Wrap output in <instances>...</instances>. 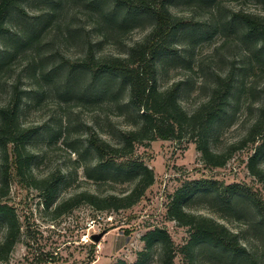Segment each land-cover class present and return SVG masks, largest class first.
I'll use <instances>...</instances> for the list:
<instances>
[{
  "label": "trees",
  "instance_id": "16d2710c",
  "mask_svg": "<svg viewBox=\"0 0 264 264\" xmlns=\"http://www.w3.org/2000/svg\"><path fill=\"white\" fill-rule=\"evenodd\" d=\"M31 1L0 0V87L6 77L10 81L8 99L0 102V219L6 224V235L0 241V264L9 259L21 234L14 207L7 202L14 177L25 181L26 186L39 188L44 193L46 207L57 215L83 204L97 211L129 209L141 201L155 182L154 170L132 158L136 145L141 142L149 144L157 139L175 140L189 132L190 139L201 152L202 161L212 168L225 166L234 150L244 148L248 143L256 144L247 165L264 189V167L260 163L264 156V88L258 115L247 134L229 149L219 152L211 145L219 121L225 116L233 99L246 89L250 90L236 68H231L226 74H216L211 94L192 111H187L179 98L184 80L175 81L165 88L158 83V75L162 70L159 62L164 61L161 56L176 52L172 47L174 37L191 25V20L172 13L170 6L177 0H69L75 5L82 4L87 20L95 29L85 32V55L71 58L57 50L56 57L59 56V60L51 62L54 56L51 54L49 66L46 65L49 58L41 57L49 28L56 29L63 41L73 35L69 25L64 32L58 23V13H63L68 0H37L49 6H45L40 14L31 16L30 21L21 19L22 27L12 30V26L17 25L18 17L27 15L26 9ZM147 19L153 21V26L144 38L134 41L121 52H99L98 46L102 40L93 31L102 33L106 41L117 42L122 35L141 26ZM226 25L233 29L241 28L243 37L253 45L240 66L264 73V13L241 9L231 15ZM83 28H76V31L81 34ZM5 36L9 39L6 40ZM23 53L26 55L23 56ZM18 56L27 61L25 67L29 74L22 72L13 79L12 72ZM64 69L66 73L55 79ZM82 73L87 77L83 78ZM48 77L51 80L40 83ZM88 77L89 85L84 86ZM27 78H35L44 93L47 84L53 83L54 79L58 98L96 105L104 111H113L117 117H124L126 126L119 129L116 142L100 134L101 125L97 122V126L95 123L85 126L86 136L80 145L77 141L68 144L76 155L75 160L82 162L80 166L83 174L92 181V188L79 190L56 201L58 189L67 183L72 172H63L58 168L42 178L34 175L36 154L29 142L38 126H27L22 117L23 106L30 93L23 87V80ZM81 82V86L76 89L75 84ZM64 129L62 126L60 131L54 133L55 140L72 132L69 126ZM114 184L128 186L122 192H116L113 190ZM103 185H110L109 192L101 190ZM198 193L200 196L197 198L211 194L215 206L219 205L235 214L239 220L251 221L252 226H264V199L259 196V192L239 183L222 188L217 181L207 179L190 182L176 191L167 211L169 219L191 231L189 241L182 248L187 256L185 264H197L198 253H203V243L220 249V255L225 253L231 257L232 264H260L264 254L256 260L255 252L248 250L239 232L211 216L187 210V202ZM245 201L253 206L255 214L252 216L244 207ZM143 239L145 249L139 252L134 264H144L155 247L161 251L159 264H173L176 250L166 229L150 230ZM215 256L224 259L223 256Z\"/></svg>",
  "mask_w": 264,
  "mask_h": 264
},
{
  "label": "rangeland",
  "instance_id": "374dc122",
  "mask_svg": "<svg viewBox=\"0 0 264 264\" xmlns=\"http://www.w3.org/2000/svg\"><path fill=\"white\" fill-rule=\"evenodd\" d=\"M68 2L69 0L64 4L63 13H58V23L64 32L70 28L73 35L63 41L56 29L49 28L41 57L46 59L53 54L51 62L59 60V56L56 57L57 50L71 58L85 55V32L95 29L87 20L82 4ZM45 4L32 0L26 9L27 15H16L17 25L12 26V30L18 26L22 27L21 19L30 21L31 16L40 14L45 6H49ZM170 8L173 14L191 20V25L174 37L172 47L176 52H167L161 56L164 61L159 62L162 69L158 75L160 87L165 88L175 81L184 80L179 98L187 111L194 110L211 94L216 74H226L233 67L239 72V77L244 80L247 88H250L233 99L216 127L217 133L212 137L213 149L225 151L247 134L258 115L264 88V73H260L258 69L240 66L245 54L253 45L243 37L241 28L233 29L226 23L234 12L241 9L264 13V0H177ZM152 24L151 19L144 20L141 26L122 35L117 42L106 41L102 38V33L93 31V34L102 40L98 46L99 52L126 50L131 43L144 38L150 32ZM81 27L84 28L80 34L76 28ZM5 39L9 37L5 36ZM20 57L18 56L14 65L13 79L22 72L29 74L25 67L27 61ZM46 61L49 66L50 58ZM47 70L49 71V67ZM48 71L46 75L49 74ZM60 72L55 79L64 75L66 70ZM82 75L83 78L87 77L85 73ZM48 80L51 78L48 77L40 83ZM9 82L6 77L1 83L0 102L8 99ZM55 82L53 79V83L47 84L44 93L35 78L23 80V87L30 93L23 106L22 117L27 126H38L37 132L29 142L30 148L36 154L34 175L42 178L58 168L63 172H72L71 178L57 191L56 201H61L79 190L93 187L92 181L83 174L80 166L82 162L75 160L76 155L68 144L77 141L80 145L86 136L85 126H97V122L101 125L100 134L116 142L119 129H123L126 123L124 117H117L113 111L107 112L96 105L58 98ZM89 82L90 77L86 79L84 86L89 85ZM76 84L78 89L82 82ZM62 126L63 129L69 126L72 132L55 140L53 135L60 131ZM255 146L256 144L248 143L244 148L234 150L225 166L212 168L202 161L201 152L190 139L189 132L175 140L157 139L149 144L138 143L132 158L142 161L154 170L155 182L148 188L141 201L129 209L118 211H97L83 204L57 215L46 207L44 193L39 188L26 186L25 181L14 177L10 183L7 202L14 207L21 234L9 259L2 264H134L138 260L139 252L145 249L144 234L155 228L166 229L173 240L176 250L173 264H185L187 256L182 248L189 241L191 231L188 227L169 219L168 204L178 189L203 179L217 181L222 188L239 183L259 192V196L264 199V189L250 173L247 165ZM1 154L0 151V178ZM260 163L264 167V156ZM127 186L114 184L113 190L122 192ZM101 190L109 192L110 185L101 186ZM199 196L198 193L187 202V210L211 216L225 223L240 233L241 240L247 244L248 250L255 252L256 260L263 256L264 226H252L251 221L239 220L235 214L225 211L219 205L215 206L211 194L197 198ZM244 207L251 216L255 214L250 203L245 201ZM102 231L107 232L99 242L91 238L93 234ZM5 235L6 224L0 219V241ZM201 247L203 253H198L197 264L232 262L231 257L225 253L220 255V249H215L211 244L203 243ZM215 255L223 256L224 259H217ZM160 260L161 251L155 247L144 264H159ZM260 264H264L263 258Z\"/></svg>",
  "mask_w": 264,
  "mask_h": 264
},
{
  "label": "water",
  "instance_id": "95a60500",
  "mask_svg": "<svg viewBox=\"0 0 264 264\" xmlns=\"http://www.w3.org/2000/svg\"><path fill=\"white\" fill-rule=\"evenodd\" d=\"M107 231H102L100 233H95L91 236V238L96 241V242H99L101 240V238L104 236V234L106 233Z\"/></svg>",
  "mask_w": 264,
  "mask_h": 264
}]
</instances>
